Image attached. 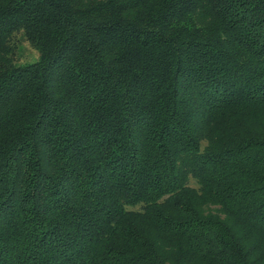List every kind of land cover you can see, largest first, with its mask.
<instances>
[{
    "label": "trees",
    "instance_id": "16d2710c",
    "mask_svg": "<svg viewBox=\"0 0 264 264\" xmlns=\"http://www.w3.org/2000/svg\"><path fill=\"white\" fill-rule=\"evenodd\" d=\"M0 264H264V0H0Z\"/></svg>",
    "mask_w": 264,
    "mask_h": 264
},
{
    "label": "rangeland",
    "instance_id": "374dc122",
    "mask_svg": "<svg viewBox=\"0 0 264 264\" xmlns=\"http://www.w3.org/2000/svg\"><path fill=\"white\" fill-rule=\"evenodd\" d=\"M21 50L20 54L22 55L23 62L34 61L37 58V52L31 47L29 42L22 41L21 42ZM195 185V182H193Z\"/></svg>",
    "mask_w": 264,
    "mask_h": 264
}]
</instances>
